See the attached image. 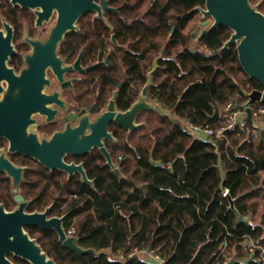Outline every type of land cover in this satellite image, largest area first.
I'll return each instance as SVG.
<instances>
[{"label":"trees","instance_id":"obj_1","mask_svg":"<svg viewBox=\"0 0 264 264\" xmlns=\"http://www.w3.org/2000/svg\"><path fill=\"white\" fill-rule=\"evenodd\" d=\"M109 1L121 7L116 20L121 22V43L128 40L126 34L134 24L142 34L136 46L143 56L144 33L150 31V58L152 62L157 59L150 93L178 119L216 128L228 100L234 99L241 107L246 100L244 90L263 88L242 69L235 44L221 48L231 33L225 25L199 36L195 47L190 46L189 23L202 21L198 7H204L205 0ZM258 1L263 11L264 0H250L252 4ZM2 6L0 17L21 25ZM124 59L128 65V57ZM135 68V84L128 91L127 82L121 87L119 106L128 105L126 98L133 101L146 81L143 68L138 74V62ZM246 125L248 136L244 131L238 135L227 130L222 138H204L170 116L152 111L151 120L139 126L129 142L108 144L112 153L121 156L118 165L123 177L109 168L97 150L80 158L93 188L78 177L60 185L44 170L29 169L23 194L37 195V200L27 210L42 209L52 201L60 209L65 202L63 210L53 212L64 213L65 229L73 226L77 243L96 254L66 248L52 229L28 225L25 230L56 264H156L138 254L129 255L141 250L154 251L164 264H228L231 257L230 264H254L242 242L251 238L264 244V183L259 175L264 170V129L248 120ZM253 129L257 130L255 138ZM117 137L120 140L122 132ZM53 174L62 176L59 171ZM224 188L227 196L221 195ZM8 193L7 186L1 188L0 200L13 209ZM228 196L247 221L237 220ZM9 256L15 264H29Z\"/></svg>","mask_w":264,"mask_h":264},{"label":"water","instance_id":"obj_2","mask_svg":"<svg viewBox=\"0 0 264 264\" xmlns=\"http://www.w3.org/2000/svg\"><path fill=\"white\" fill-rule=\"evenodd\" d=\"M22 8L33 9L35 24L41 25L47 21L53 12L56 18L44 40L25 37L31 46V51L24 54L25 67L19 73L8 65L11 55L15 53L12 43L13 28L9 22L2 20L0 27V137L7 140V151L19 152L37 160L42 166L52 170L66 171L68 175L78 172L83 182L92 184L82 167V164L67 163L64 157L67 154L82 155L97 147L106 159V163L119 177H123L118 166H114L104 140L113 141L112 132L108 129L110 121L127 130L129 133L140 126L135 119L140 111L152 110L160 115H168L172 120L179 122L172 115V110L164 108L157 100L145 102L144 96L151 83V75L141 89L142 97L138 98L126 110H117L115 98L121 84L112 93L105 108L90 121L88 115L83 114L74 124L67 122L60 130L54 132L49 138L38 139L34 131L27 126L34 123L31 115L36 112L48 114L52 117L54 110L46 107V103L59 102L58 93L45 94L42 92L44 84L48 83L45 69L51 66L53 73L59 81L63 80V72L72 69V66H62V59L57 54L59 44L65 33L77 29L76 21L79 16L89 9L99 10V4L94 0H9ZM100 4L106 5L105 0ZM202 21L199 36L223 24L231 31L229 37L223 42L221 48L225 49L235 44L238 61L248 75L263 85L262 89L244 91L247 98L243 107L246 118L251 119L250 106L257 102H264V13L259 11L250 0H205L204 7H198ZM100 16V15H99ZM210 19V20H209ZM79 57L74 62L77 66ZM89 69V68H88ZM24 167L15 165L8 156L0 150V171L11 178L12 193L15 207L6 210L0 203V264H14L7 255L10 253L29 264H56L48 256L37 240L29 235L24 226L36 225L43 230L52 229L63 246L79 254L96 252L92 248L81 247L77 243L76 235H66L62 227L63 216L47 217L49 206L43 211H27L28 200L18 193V182L23 179ZM134 186V183L130 181ZM141 185L140 187H144ZM229 207L242 218L235 206L234 198L228 196ZM234 258L228 262L232 263Z\"/></svg>","mask_w":264,"mask_h":264},{"label":"flooded vegetation","instance_id":"obj_3","mask_svg":"<svg viewBox=\"0 0 264 264\" xmlns=\"http://www.w3.org/2000/svg\"><path fill=\"white\" fill-rule=\"evenodd\" d=\"M94 1L99 4V10L92 8L82 13L76 21L77 29L67 31L61 43L59 44L57 54L63 61L62 66L70 65L72 66V69L67 72H63L62 81H59L56 78V75L53 73L51 66H47L45 69V76L48 79V83L43 85L42 92L45 94H52L55 92L58 93V100L61 101L62 104H60L59 102L57 103L56 101L46 103V107L54 110L51 118H48V114L40 112H36L31 115L34 123L27 126V132L31 129L30 131H34L37 134L36 136L38 137V139L49 138L54 132L60 131L67 122H70L72 124H74V122H78L79 118L83 114L88 115V119L90 121L94 120V118L105 108L112 96L113 91L117 89V86L119 84H121L118 88L119 91L126 82L128 83L127 91L132 89L135 84L134 78L137 73L135 63L138 62V74L143 68L147 78L146 81L138 87L136 98L131 102L126 101L127 98L124 99L125 102H128V105L125 107L118 105L119 91L115 98V106L117 110L123 111L128 109L133 102L142 97L141 89L147 82V79L150 76L153 68H157V59L152 62L150 58V31H145L144 33V44H146V51L145 54L141 56V48H137L136 43L142 36V34L134 29V24H131V29L126 34L128 40L123 43H121L120 41L123 32L119 31L121 22L116 21L120 19V5L113 4L109 0H105L106 5L103 6L102 4H100V0ZM0 4H3L2 7L6 13H11L12 15L18 17V23L21 24L12 25L10 23L13 28L12 43L15 48V53L10 56L8 61V65L12 67L15 72L19 73L21 69L25 67L24 54L31 51V46L29 42L26 41L25 37L28 36L30 38H35L34 35L36 27H40L43 22L41 25L35 24V13L33 9L22 8L19 5L12 4L9 0H0ZM192 10H195V7H193ZM53 16L55 19V11L50 16V18H52ZM2 20L6 19H3V16L0 17V27ZM190 36V46L195 47L194 30L190 32ZM192 38H194L193 42L191 41ZM40 40L42 41L44 39ZM78 57L79 60L77 66H75L74 62ZM125 57H128V65L125 64ZM153 74L151 75V78ZM129 79L132 80L129 81ZM150 85L148 86L147 93L144 96L145 102H152L156 100L151 96ZM126 95L128 97V93H126ZM151 113L152 110L148 109L140 111L135 119V122L141 124L140 127L146 125L147 122L151 120ZM141 114H144L143 119H141ZM178 123L181 124L180 121ZM137 128H139V126ZM137 128L133 129L129 133L128 138H126V129L118 126L112 121L109 122L108 129L112 132L114 140L111 141L106 139L104 140V143L114 166L119 167L118 162L121 160V156L119 154L116 156L114 153H112V150L110 149L111 146L109 147V143L120 144L122 143V141L129 142L130 136L137 130ZM120 132H122V138L118 140L117 136L120 134ZM2 144L6 145L7 150V140L0 137V145ZM94 150H97L99 152L106 163L105 157L103 156V154H101L97 147L92 148L89 152H86L82 155L67 154L64 157V160L67 163H81L87 175L84 161L80 158L87 153H92V151ZM6 155L15 165L24 167V170L22 171L23 179L18 182L17 189L18 193H20L25 199L28 200L26 210L30 203L34 202V200H37V195L26 197L23 194L24 191L22 189V184L27 182V180L25 179V173L29 169H37L38 171L44 170L46 174L49 173L51 177H54L60 185L68 183L74 177H78L80 183L89 185L92 188L94 187L93 179L89 178L88 175L87 177L92 180V184L83 182L80 178V174L77 171L68 175L66 171L56 168L50 170L42 166L37 160L29 156H25L24 154L19 152L11 153L7 151ZM109 168L112 170L110 166ZM55 171L61 172L62 176L59 177L56 176V174H53ZM5 186H7V189L9 191V199L11 200V202H13V207H15L16 202L13 198L11 178L6 176L5 172L0 171V189H3ZM68 196L70 198V194ZM0 203L4 205L6 210H11L6 208L5 202L0 200ZM65 205L66 203L64 202L59 209L56 202L52 201L51 203L45 205L42 209L34 210L43 211L47 206H49L47 217L63 216L61 224L63 229L65 230V214L55 213L63 210ZM9 255L12 254L9 253L7 257L15 264L14 260L11 259Z\"/></svg>","mask_w":264,"mask_h":264},{"label":"built area","instance_id":"obj_4","mask_svg":"<svg viewBox=\"0 0 264 264\" xmlns=\"http://www.w3.org/2000/svg\"><path fill=\"white\" fill-rule=\"evenodd\" d=\"M243 104H241V107H239L237 101H235L234 99L228 100L221 108V112L219 113V117H221V120L216 128H213L208 123L203 126H198L188 121L180 120V122L184 128L204 138H222L225 136L227 130L236 131L238 135L240 131H244L248 136L251 133L248 129V126L246 125L247 118ZM250 110V121L259 130L264 129V124L261 125L262 122H259L260 120L264 122V104H262V102H257L254 105L250 106ZM252 135L255 138L257 136V130L253 129ZM259 175L264 183V170L259 171ZM221 195L227 196L228 189L224 188ZM65 233L66 235H74V227L69 226V228L65 229ZM242 244L243 251L247 253L248 259H251L254 264H264V244L258 243L256 240L251 238H246V240L243 241ZM145 252L150 261L155 262L156 264L165 263L164 258L156 254L154 251L145 250ZM135 253L136 251L129 253V255L131 256ZM227 259L229 260L230 257H227Z\"/></svg>","mask_w":264,"mask_h":264},{"label":"rangeland","instance_id":"obj_5","mask_svg":"<svg viewBox=\"0 0 264 264\" xmlns=\"http://www.w3.org/2000/svg\"><path fill=\"white\" fill-rule=\"evenodd\" d=\"M259 4H260V1L254 3V5L257 7V9H258L259 11H261V10L259 9ZM261 12L264 13V10L261 11ZM200 17H201V14H200ZM3 19H4V18H3ZM209 20H210V19H209ZM54 21H55L54 16H53L52 18H50L49 20H47V21H43V24H42L40 27H36L34 37H35V38H39V39H44V38L47 36V33H48L49 29L51 28L52 24L54 23ZM199 21H200V20H195V19H194L193 22H192V23L190 24V26L188 27V28H191V31L194 30L195 33H196L197 35L200 33V31L202 30V28H206V26H205V27L200 26ZM195 22H196V23H195ZM191 41L193 42V41H194V38H192ZM197 41H198V40H196V36H195V44L197 43ZM190 45H191V43H190ZM244 91H245V93H246V92H249V91H246V90H244ZM245 102H246V100L244 101V103H245ZM177 119H178V118H177ZM178 120L180 121V119H178ZM250 120H251V119H250ZM259 122H262L261 125L264 124V122H263L262 120H260ZM0 150H1L3 153L7 154L6 145H4V144L0 145ZM143 251H144L143 253H142V251H136V252H137L136 254H138L139 256H143V258L149 259L148 256H147V254H146V252H145V250H143ZM132 252H134V251H132ZM115 255H116V254H115ZM116 256L121 258V254H117ZM231 259H232V258H231Z\"/></svg>","mask_w":264,"mask_h":264},{"label":"crops","instance_id":"obj_6","mask_svg":"<svg viewBox=\"0 0 264 264\" xmlns=\"http://www.w3.org/2000/svg\"><path fill=\"white\" fill-rule=\"evenodd\" d=\"M164 108H165V107H164ZM141 251H142V253L144 252L143 250H141ZM136 253H137V252H136ZM136 253H135V254H136ZM141 257H143V256H141Z\"/></svg>","mask_w":264,"mask_h":264}]
</instances>
